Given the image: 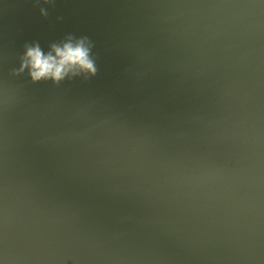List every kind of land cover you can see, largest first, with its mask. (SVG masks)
I'll return each mask as SVG.
<instances>
[{
	"label": "water",
	"instance_id": "1",
	"mask_svg": "<svg viewBox=\"0 0 264 264\" xmlns=\"http://www.w3.org/2000/svg\"><path fill=\"white\" fill-rule=\"evenodd\" d=\"M70 36L94 74L20 71ZM214 173L264 190V67L194 46L172 0H0V196L72 232L66 264H222L188 191Z\"/></svg>",
	"mask_w": 264,
	"mask_h": 264
},
{
	"label": "clouds",
	"instance_id": "2",
	"mask_svg": "<svg viewBox=\"0 0 264 264\" xmlns=\"http://www.w3.org/2000/svg\"><path fill=\"white\" fill-rule=\"evenodd\" d=\"M172 7L194 46L233 65L264 67V0H172ZM25 68L34 81L55 82L96 71L91 43L71 36L47 51L39 43L27 46L20 71ZM188 191L213 217L222 264H264L261 186L239 192L214 173ZM76 244L69 229L0 196V264H66Z\"/></svg>",
	"mask_w": 264,
	"mask_h": 264
}]
</instances>
